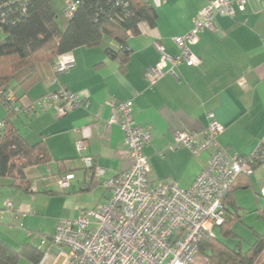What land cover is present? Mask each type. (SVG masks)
<instances>
[{
    "label": "crops",
    "instance_id": "1",
    "mask_svg": "<svg viewBox=\"0 0 264 264\" xmlns=\"http://www.w3.org/2000/svg\"><path fill=\"white\" fill-rule=\"evenodd\" d=\"M55 1L63 10L71 0ZM148 1L155 8V24L141 21L139 32L127 37L130 54L123 66L107 55L105 44L77 47L57 56L54 62L73 61L74 66L55 81L52 62H35V80L17 105L63 85L86 96L89 106L62 116L51 106L35 115L20 110L12 116L11 122L21 136L30 144L43 141L51 156L49 162L25 169L26 177L32 179L30 190L9 185L8 179L0 187V240L12 249L19 250L23 243L38 245L42 237L54 232L59 219L76 218L82 210L105 203L108 193L103 180L130 168L118 123L108 125L112 115L108 100L130 101L136 123L149 131L151 140L142 150L150 179H172L183 188L192 184L210 150L194 156L186 146L176 143L175 134L188 132L195 139L201 138L212 113L223 126L216 136L217 143L229 152L248 154L263 136L264 0H248L245 10H236L233 18L214 16L215 31L204 30L189 46L199 63H182L175 74L165 73L152 86L145 73L160 59L155 43L172 55L178 54L173 38L184 35L192 19L213 0ZM5 113L0 103V122ZM78 140L85 146L82 153L75 148ZM81 156L93 157L105 169L104 177L91 179ZM67 173L73 174L70 186L59 189L56 178ZM236 185L229 197L238 210L233 223L240 220L242 211L257 215V209L264 207V164L251 175L240 177ZM253 199L256 204L248 205ZM7 201L12 202L14 212L6 210ZM213 230L221 241L230 238L223 235L220 226ZM56 251L50 249L51 255ZM18 264L33 263L21 259Z\"/></svg>",
    "mask_w": 264,
    "mask_h": 264
},
{
    "label": "built area",
    "instance_id": "2",
    "mask_svg": "<svg viewBox=\"0 0 264 264\" xmlns=\"http://www.w3.org/2000/svg\"><path fill=\"white\" fill-rule=\"evenodd\" d=\"M247 1L209 2L199 16L192 19L191 28L173 38L178 54L172 55L155 43L160 59L145 73L149 84L152 86L165 73L175 74V68L182 63L197 65L199 58L189 46L198 41L199 33L207 29L215 31L214 16L233 18L236 10H245ZM76 4L74 0L67 3L64 17L72 15ZM73 66V61L57 59L52 63L53 81ZM4 96L7 101L16 98L10 89ZM107 104L112 112L108 125L118 123L130 168L103 180L108 193L105 203L82 210L76 218L58 220L54 232L39 242L42 256L38 264H57L59 256L65 258L62 264H191L201 240L224 223L223 198L232 183L238 176L251 175L257 162L264 164V134L248 154L229 152L217 143L216 136L223 126L212 113L201 138L195 139L188 132L175 134L176 143L186 146L194 156L210 150L206 164L192 184L183 188L172 179H150L142 148L150 142L151 135L136 123L130 101L111 99ZM46 106L62 116L76 108L87 109L89 99L60 85L25 104L22 111L35 115ZM2 126L0 122V128ZM75 148L82 153L83 141L78 140ZM81 160L91 179L98 181L104 177L105 169L97 165L93 157L81 156ZM72 178L73 174H61L56 184L65 190ZM261 194L264 197V186ZM5 208L14 212L11 201L6 202ZM60 247H65L67 253L59 250ZM53 248L57 251L51 255Z\"/></svg>",
    "mask_w": 264,
    "mask_h": 264
},
{
    "label": "trees",
    "instance_id": "3",
    "mask_svg": "<svg viewBox=\"0 0 264 264\" xmlns=\"http://www.w3.org/2000/svg\"><path fill=\"white\" fill-rule=\"evenodd\" d=\"M74 1L73 13L66 18L65 8L60 10L55 0H0V103L6 111L0 130V187L8 179L9 185L30 190L32 179L26 177L25 169L51 160L43 141L28 143L11 122L24 107L17 103L35 80V62L53 63L57 56L77 47L105 44L107 55L123 66L130 54L127 37L139 32L141 21L155 24V8L148 0ZM9 89L15 94L14 101L5 99ZM259 165L257 162L254 168ZM240 177L223 198L225 220L220 227L225 237L236 236L231 226L238 210L229 197ZM257 216L264 220V207L257 209ZM255 235V241L243 251L240 243L229 247L210 234L201 240L199 252L206 264H252L264 249V231ZM38 246L23 243L14 250L0 240V264H18L21 259L38 264L42 256Z\"/></svg>",
    "mask_w": 264,
    "mask_h": 264
},
{
    "label": "rangeland",
    "instance_id": "4",
    "mask_svg": "<svg viewBox=\"0 0 264 264\" xmlns=\"http://www.w3.org/2000/svg\"><path fill=\"white\" fill-rule=\"evenodd\" d=\"M59 7L61 8V2L59 3ZM249 195V194H248ZM262 199L263 197H260ZM256 204V200L253 199L248 205L254 206ZM256 212L252 211H242L240 213V220H237L233 223L232 230L235 232L236 237H230L229 239H223L226 245L229 247L235 246L237 243H240L241 250H247L250 245L255 241V232L262 233L264 231V220L258 218L255 214ZM212 234L220 237L219 233L216 230L212 231ZM222 239V238H221ZM62 252L67 253V249L62 247ZM64 259V257H60L58 260V264ZM191 264H206V258L204 254L201 252H197L194 256ZM252 264H264V249L261 254L253 261Z\"/></svg>",
    "mask_w": 264,
    "mask_h": 264
}]
</instances>
